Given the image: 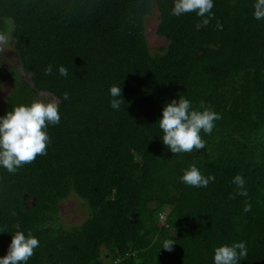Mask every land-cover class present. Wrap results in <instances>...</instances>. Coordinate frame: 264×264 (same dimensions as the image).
<instances>
[{
    "label": "trees",
    "instance_id": "1",
    "mask_svg": "<svg viewBox=\"0 0 264 264\" xmlns=\"http://www.w3.org/2000/svg\"><path fill=\"white\" fill-rule=\"evenodd\" d=\"M254 2L214 0L210 15L176 17L174 0H0V36L31 75L7 76L14 89L0 115L43 92L61 114L45 155L15 173L0 167V256L19 226L39 240L27 264H213L215 247L239 241L241 264H264V20ZM155 8L168 41L158 52L146 36ZM179 95L221 118L201 132L205 149L174 155L157 121ZM193 164L215 177L206 188L182 182ZM72 195L89 216L69 227L60 212Z\"/></svg>",
    "mask_w": 264,
    "mask_h": 264
},
{
    "label": "clouds",
    "instance_id": "2",
    "mask_svg": "<svg viewBox=\"0 0 264 264\" xmlns=\"http://www.w3.org/2000/svg\"><path fill=\"white\" fill-rule=\"evenodd\" d=\"M213 7L214 0H174L171 15L179 17L194 12L199 17H205L211 14ZM253 16L256 20H264V0H255ZM4 40L5 37L0 36V41ZM58 71L61 76L69 75L68 69L62 65ZM52 73L53 66L49 65L45 69V75ZM109 94L112 98L111 107L120 110L125 102L121 86H111ZM63 99H69L67 92L63 94ZM220 118V114L204 105H201V109L193 108L190 99L179 95L164 103L162 115L157 122L163 132V144L176 155L205 149L206 142L202 139L201 132L210 135L215 121ZM60 121L59 104L55 100L36 99L31 103L12 105L5 114L0 115V167L15 173L23 165L34 161L38 155H45L51 142L47 129ZM181 180L192 187L206 188L215 177L205 176L193 164L184 169ZM232 183L240 189L241 196H247L245 179L241 175H236ZM244 211H251V205L246 204ZM9 233L12 234V239L6 254L0 256V264H27L34 249L39 247L38 238L31 231L25 233L20 230L19 226L14 233ZM174 244L172 240L165 239L161 248L172 251ZM247 255L245 241L220 244L214 248L213 264H241Z\"/></svg>",
    "mask_w": 264,
    "mask_h": 264
},
{
    "label": "rangeland",
    "instance_id": "3",
    "mask_svg": "<svg viewBox=\"0 0 264 264\" xmlns=\"http://www.w3.org/2000/svg\"><path fill=\"white\" fill-rule=\"evenodd\" d=\"M159 23L160 13L157 8H155L153 15L148 18L146 23V36L149 46L155 52L160 51L163 47L168 45V41L157 34ZM15 68L20 69L23 78L28 81L31 80V75L24 72L21 67L18 54L14 49V44L9 39L0 41V90H2L0 91V108L14 89V82L7 76ZM36 99L55 100L58 102L57 98L44 92L40 93ZM60 215L61 221L69 227L81 225L89 216V208L81 198L72 195L68 200L62 202Z\"/></svg>",
    "mask_w": 264,
    "mask_h": 264
}]
</instances>
